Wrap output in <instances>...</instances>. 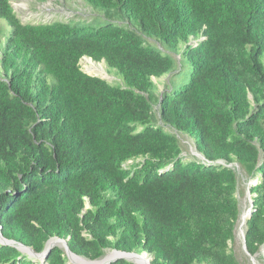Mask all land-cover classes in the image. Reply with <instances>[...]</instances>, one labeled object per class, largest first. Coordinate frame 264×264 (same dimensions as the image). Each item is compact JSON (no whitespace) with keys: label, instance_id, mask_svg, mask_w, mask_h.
I'll use <instances>...</instances> for the list:
<instances>
[{"label":"trees","instance_id":"obj_1","mask_svg":"<svg viewBox=\"0 0 264 264\" xmlns=\"http://www.w3.org/2000/svg\"><path fill=\"white\" fill-rule=\"evenodd\" d=\"M83 1L97 25L23 23L0 0L3 235L36 253L59 237L92 260L117 249L152 264H242L237 191L257 179L245 243L264 261V0ZM83 57L121 81L86 73ZM177 61L188 81L160 91L154 77L175 76ZM0 264L35 260L0 243ZM45 264H68L65 249Z\"/></svg>","mask_w":264,"mask_h":264},{"label":"rangeland","instance_id":"obj_2","mask_svg":"<svg viewBox=\"0 0 264 264\" xmlns=\"http://www.w3.org/2000/svg\"><path fill=\"white\" fill-rule=\"evenodd\" d=\"M11 4L15 10V13L23 23L39 24V23H49L53 21L68 22L71 19L72 20L85 19L88 22L92 20L93 23L97 25V22L102 21V18L101 19L96 18V16L99 15L100 11L98 12L94 11L92 7H90V5H88L83 0H11ZM101 13L104 14L103 12ZM112 18L115 19L119 24L124 25L123 22L125 23V21L123 20L122 16H120L119 13L114 14ZM125 24L129 25V22L127 21V23ZM133 25L138 28V26L135 25V23H133ZM9 32H10V27L8 26L6 21L1 19L0 43H3L5 41V38L8 36ZM145 42L149 44L148 46L150 47L160 48V45L152 38L145 37ZM182 46L184 47V45ZM80 64L82 69L88 74L102 77L104 79H107L111 83H116L121 81L120 77H118L114 71H111L109 69L105 61L96 62L91 58L88 59V57H84L82 58ZM189 68L190 67L186 61H183L182 65L180 64L179 61H177L175 76L173 74H168L161 78L154 77V81L156 82L160 91H163L166 86H169L170 88L173 87L178 89L188 81V77L186 73L189 71ZM177 71L180 72L177 73ZM182 142L185 146L184 154H188V158H189V154L191 156V154L195 153L194 142L190 138H183ZM249 182L251 183L252 181ZM249 182L247 183L249 184ZM247 183L246 184L241 183L242 186L237 191V195L240 201L239 202L240 207L242 209L241 214L244 212L247 206L251 207ZM240 217L237 222V226L235 230V238L232 244V248L238 260L242 264H253L251 257L246 253L244 249L241 229L245 230V225L242 226L243 228L240 226L239 224ZM55 246H60L62 248H65L61 243H56L54 247ZM111 252L112 250H108L105 255H109L111 254ZM27 255L30 256L31 258L33 256L29 254ZM145 256H147L146 258H148L149 260L152 259L151 256L148 254H145ZM33 259L35 260V264H45L44 261L45 259H43L44 262L42 261L41 258L39 259L33 258ZM257 263L264 264V261L257 259ZM68 264H73V263L68 262Z\"/></svg>","mask_w":264,"mask_h":264},{"label":"water","instance_id":"obj_3","mask_svg":"<svg viewBox=\"0 0 264 264\" xmlns=\"http://www.w3.org/2000/svg\"><path fill=\"white\" fill-rule=\"evenodd\" d=\"M250 187H251V183L249 182L248 194H249V198H250V205L252 207L253 199H252V193H251ZM251 207L249 208V212H248L249 216L251 213ZM241 235H242L244 249H245L246 253L251 257L253 264H257L256 256H251L250 253L247 251V247H246V243H245V231L242 229H241ZM0 243L15 246L21 252L29 254V255H33L32 258H35V259L41 258L42 261H43V259H46L47 255L49 254L51 249H53V247L56 243H61L65 247L64 249H65L67 256H68V262H71L73 264H79V263H77V261L83 262L81 264H112L113 262L117 261L118 259H126V260H129L131 262H134L135 264H144L140 260H145L146 264H152L151 260L146 258L145 253L127 252V251H122V250H117V249H112L111 254H113V257L110 259H107V261H105V262H104L103 258H105L108 255H105V256L98 258V259H93V260L88 259L86 257H83L81 255H78V254L72 252L68 246L67 240L59 238V237H53L50 240H48V242L46 243L44 251L41 253H36L31 247L26 246L23 243L18 242L16 240L6 238L2 233L1 227H0Z\"/></svg>","mask_w":264,"mask_h":264},{"label":"bare ground","instance_id":"obj_4","mask_svg":"<svg viewBox=\"0 0 264 264\" xmlns=\"http://www.w3.org/2000/svg\"><path fill=\"white\" fill-rule=\"evenodd\" d=\"M26 6V5H25ZM88 59H89V57H88ZM94 63V62H93ZM105 69H106V67H105ZM91 73V72H90ZM95 73V72H94ZM105 73V72H104ZM249 208H250V206H247L246 207V209L244 210V212L241 214V217H240V222H239V224H240V226L242 227V226H244L245 224H246V220H247V218L249 217V214H248V212H249ZM243 228V227H242ZM113 257V255L112 254H109L108 256H106L105 258H103V260H104V262L105 261H107V259H110V258H112ZM147 257V256H146ZM140 261H142L144 264H146V261L145 260H140ZM77 263H79V264H81V263H83V262H80V261H77ZM258 264V263H257Z\"/></svg>","mask_w":264,"mask_h":264},{"label":"clouds","instance_id":"obj_5","mask_svg":"<svg viewBox=\"0 0 264 264\" xmlns=\"http://www.w3.org/2000/svg\"><path fill=\"white\" fill-rule=\"evenodd\" d=\"M91 7V6H90ZM84 58V57H83ZM93 60V59H92ZM255 181H257V179L252 180L251 184H255Z\"/></svg>","mask_w":264,"mask_h":264},{"label":"built area","instance_id":"obj_6","mask_svg":"<svg viewBox=\"0 0 264 264\" xmlns=\"http://www.w3.org/2000/svg\"><path fill=\"white\" fill-rule=\"evenodd\" d=\"M257 183V181H255V184Z\"/></svg>","mask_w":264,"mask_h":264}]
</instances>
